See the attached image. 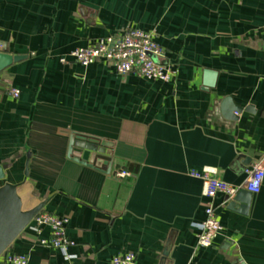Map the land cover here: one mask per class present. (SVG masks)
<instances>
[{
    "label": "crops",
    "instance_id": "obj_1",
    "mask_svg": "<svg viewBox=\"0 0 264 264\" xmlns=\"http://www.w3.org/2000/svg\"><path fill=\"white\" fill-rule=\"evenodd\" d=\"M127 26L155 34L171 81L70 58ZM0 50L25 56L0 71V186L22 183L24 209L68 216L75 241L67 257L30 222L7 252L28 264H111L128 251L138 264H264V181L246 210L216 196L222 230L200 248L207 198L190 174L243 186L264 166V0H0ZM72 142L94 166L69 156Z\"/></svg>",
    "mask_w": 264,
    "mask_h": 264
},
{
    "label": "built area",
    "instance_id": "obj_2",
    "mask_svg": "<svg viewBox=\"0 0 264 264\" xmlns=\"http://www.w3.org/2000/svg\"><path fill=\"white\" fill-rule=\"evenodd\" d=\"M164 55V48L157 41L155 34L135 26H127L115 34L98 38L94 43L77 47L69 54L70 58L82 65H90L99 60H106L113 64L120 75L134 73L148 80L171 81L175 71L170 64L160 61ZM61 61L66 63L68 58ZM9 92L13 97L20 95V89L9 86ZM131 173L127 170L117 171L116 176L126 177ZM191 176L202 181L203 196L207 198L205 205V219L200 226L197 246L209 248L222 230V224L218 216V207L214 200L218 194L234 197L240 189H247L257 195L261 192L264 181V166L262 162H256L248 169L247 182L243 186L233 185L219 178L214 171L203 169L192 171ZM35 226H49L50 239H42L43 245L59 248L69 257L67 250L75 245L67 235L69 217L47 211H39L31 220ZM8 264H28L27 254L4 251L2 253ZM111 264H138L136 254L132 251L116 254L111 259Z\"/></svg>",
    "mask_w": 264,
    "mask_h": 264
},
{
    "label": "water",
    "instance_id": "obj_3",
    "mask_svg": "<svg viewBox=\"0 0 264 264\" xmlns=\"http://www.w3.org/2000/svg\"><path fill=\"white\" fill-rule=\"evenodd\" d=\"M25 56L14 55L3 50H0V71L4 70L14 62L22 60ZM217 78V72L213 70L204 71V86L213 87L215 85ZM240 107L233 104H227L225 108V114L229 118L236 117L234 113L239 112ZM90 141L97 142L98 140L90 138ZM74 142L71 143L69 148V156L78 162L93 165L85 162L81 158L72 156V147ZM94 166V165H93ZM29 172L28 166L25 169V175L27 176ZM5 167L0 165V179H4ZM26 180V177H25ZM22 183H11L6 181L0 186V255L8 249L15 238L23 231V229L31 222L33 217L42 209L44 203H40L31 209L23 208V201L18 193V186ZM252 192L247 189H240L238 193L234 196V201L231 202L232 205L236 202H241L243 204V209H247L251 203ZM165 257L167 252L164 253Z\"/></svg>",
    "mask_w": 264,
    "mask_h": 264
}]
</instances>
